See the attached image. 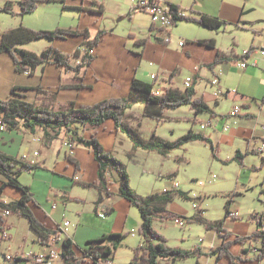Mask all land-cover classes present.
<instances>
[{
    "label": "crops",
    "instance_id": "crops-1",
    "mask_svg": "<svg viewBox=\"0 0 264 264\" xmlns=\"http://www.w3.org/2000/svg\"><path fill=\"white\" fill-rule=\"evenodd\" d=\"M17 1L19 5L20 0ZM77 1L81 4L80 9H82L83 14L90 12L94 15L98 14L99 16H103L109 8L105 5V1L104 4L101 5L104 12L97 13L95 11H97L98 8L93 7V4H95L94 0ZM158 1L166 5L180 6L192 16L195 12H199L218 17L226 21L228 25L216 30L204 28L209 31V34L198 33L199 36L184 37L185 39L180 38L181 40L178 41L173 31H171V41L167 44L159 41L163 40V38L160 37L157 30L149 29V34L145 37L151 39L149 43L138 45V40L135 38L136 42L133 57H131V62L129 64L125 63L123 65V71L126 75L120 80L116 76V69L118 70V74L122 70V66L118 65L115 56L118 49L117 37L106 32L107 34L105 33L99 45L93 50L95 59L90 66L83 69L80 73L64 70L62 67L56 65H42L38 67L33 74H22L16 72L13 64V70H15L18 76L16 75L17 77L4 85L5 88L10 89L9 97L14 87H28L34 90L19 91L27 101H29L30 96L34 94V102H29L34 103L36 106L51 110H55L56 108L65 110L71 104L79 108L85 105H94L106 99L127 97L130 94L131 83L135 77L152 84L151 76L156 75L157 83H161V89L164 90L169 87L184 90L186 89L184 86L186 79L188 77H193L192 87L195 88L198 96L203 97L205 102L215 111L217 117H213L206 112L196 114L195 110L189 106L187 112L193 115L192 122H190L191 130L199 134H204L211 140H215L219 148L223 143L229 144L235 147L237 152L242 151L241 148H239L240 145H245L246 149L244 152H246L248 157L253 151L256 153L253 155H264V56L260 54L261 50H264V18H253L255 8L243 0ZM86 2L87 4L84 6ZM66 7L67 4L65 5V8ZM77 9L79 8L77 7ZM18 10L20 11V6ZM34 23L32 19L28 21L24 19V24L30 28L38 27L35 26ZM229 26L234 27L235 30L239 32H249L251 36H253L251 43H253V45L255 43L257 48L252 53L251 59L256 65H248L246 69H242L237 63L235 64V62L223 63L217 66L213 71L202 67L203 65L212 63L216 59L218 51L225 55L235 57L243 55L248 50V48H245L243 52L238 53V46L236 43H234V46L231 48H222L220 46L219 39L222 37L220 34H225ZM199 27L203 28L201 26ZM85 29L90 30V28ZM70 39H76L77 43L72 45L71 50H69L70 52H65L59 46L63 54L73 55L77 50L81 49V51H83V49H85L84 44L86 43V39L84 37H69L64 41ZM196 39H213L216 42V48H209L194 43L193 40ZM182 40L185 42L183 46H180L179 43ZM258 47H260V49ZM21 49L26 50L25 48ZM123 52L124 51L120 52L121 56ZM5 54L7 53H0V60L1 56ZM74 63L75 61H73V64ZM127 66L129 67L126 68ZM149 71L152 72L149 74ZM236 72L238 73L236 74ZM139 73L140 77L138 76ZM213 76H217L220 79V88L222 90L237 91V95L231 96L226 100H230V103L233 105L232 109L236 105L243 107L242 115L238 119L233 120L229 117V113L232 109L228 114H222L218 111L222 100H217L214 97L215 88L210 84ZM203 81H207V85L205 90L201 91L200 86ZM79 84H82L83 87L60 88L61 86ZM38 87L41 88L40 91L36 90ZM184 119L177 118V121ZM186 119L191 121L189 118ZM207 122L211 123V127L202 129L199 126ZM233 123H236V125ZM226 124L231 125V129L229 130H232V133L229 135H225V132L229 131H224V126ZM247 126L250 128L247 129ZM74 128L79 132V135L83 136L85 139H90L92 136H95L106 151L114 153L115 156L126 165L128 162L140 164V156H144L145 154V150L137 149L134 156L130 158V152L133 150L134 144L131 139L126 137L127 135L124 132L116 128V124L113 120H108L103 126L95 130L80 124L76 125ZM203 130H207V132L203 133ZM69 136H71L70 132H61V136L58 139L46 145L44 141L40 143L33 141L36 137H43V133L40 131L32 134L23 126H20L18 130H9L7 127H2L0 125V152L9 157L18 159L26 156L25 162L37 164L39 166L38 169L32 172H26L20 177V183L28 187L33 196V202L30 203V207L36 218L43 223L49 231H55L58 226L64 225L65 222L69 223V226L64 227L59 233L58 241L55 242L52 238L43 241L31 228L29 222H24V217H17V219H20V236L16 239L18 242L17 248L12 252L13 248L5 246V252L3 251V242L7 240L0 241V249L2 248L0 263L4 264V261L1 262L4 255L13 254L24 256V260L16 264H37L31 259L27 260L26 255L32 253L46 255L53 250L59 254V258L52 260L51 264H64L61 253L62 242L65 239L72 240L74 251L80 255L87 249L89 241L101 238L104 235L112 233H130L136 238V234L139 232L142 225V219L140 213L137 215V212H139L138 209L130 205L128 201L120 196L119 175L116 172L110 174L109 190L112 195L100 202L98 190L94 186H91L95 185L98 180L99 166L95 155L84 146H75L71 156L78 164L71 162L69 160V149L64 145V142ZM127 139L130 141H127ZM258 143H261V145ZM35 153H38V156H35ZM247 156L245 161L247 160ZM25 176H29L26 181L24 180ZM7 183V178L0 173V188ZM132 188L136 193L148 196L160 194L164 189L174 190V185L170 188H164L162 191L153 192L148 195L142 194L134 187ZM22 196V192L15 190V188L9 185L5 186L3 199L6 203L20 200ZM233 203H237V200L232 199V204ZM103 209L109 213L104 219L99 217ZM167 209L183 217H191L196 214V212H182L176 207L175 199L168 205ZM231 209L232 208H230V211H232ZM255 214H259L258 217L261 215L264 217V210ZM14 216L16 215L8 217V234L10 235L9 242L11 243H13L15 239L14 233L19 224H17V219H13ZM204 216L210 219L208 214L205 213ZM169 222L171 221L164 223L160 220H155L153 226L156 231L163 234L164 231L161 233L159 229H166V227L169 226L168 224H170ZM241 223L242 221L233 220L231 218L225 220L224 229L230 234V240H234L237 237H247L253 232L258 231L257 218L247 221L245 228H241ZM200 226L204 228L203 233L205 234L203 240L201 238L202 241H197L196 239L194 242L190 243L189 239L192 238V236L185 238L183 235L182 238L172 240L168 239L166 234L163 235L167 237L169 247H179L184 250L200 248L204 252L209 253L213 248L221 244L219 232L216 230H207L203 225ZM127 239L128 237L123 241L119 249L127 245ZM142 242L143 237L139 234L135 246H132L131 249L142 244ZM230 251L233 255L243 254L244 251L249 252L250 244L249 242L244 244L236 243L230 248ZM244 256L251 258L255 255L249 252ZM132 257L133 252L132 255H130L129 264ZM262 262H244L241 264H262ZM110 263L121 264L119 260V251L116 258ZM86 264L95 263L89 261ZM172 264L232 263L228 258L218 260L215 256H208L199 259L193 258L187 261H178Z\"/></svg>",
    "mask_w": 264,
    "mask_h": 264
},
{
    "label": "trees",
    "instance_id": "trees-1",
    "mask_svg": "<svg viewBox=\"0 0 264 264\" xmlns=\"http://www.w3.org/2000/svg\"><path fill=\"white\" fill-rule=\"evenodd\" d=\"M48 1L50 0H20L19 15L22 17L27 14H33L42 3ZM94 3L99 6L95 12L103 13V8H101L102 4L96 3V0H94ZM13 5L14 3L7 2L4 7H0V12L16 15ZM168 6L171 9V13L174 15V26H177L178 23L182 21L194 23L209 30H216L228 25L226 21L218 17L199 12H195L194 14L196 15L193 14V16H179V12L187 11H184V9L177 5ZM151 30H154L153 27ZM105 33V31L99 30L92 39L89 29L57 28L52 31H47L34 30L21 25L3 35L0 31V53H7L12 58L17 73L33 74L37 68L42 65H56L62 67L64 70L80 73L83 69L90 66L95 59L93 50L99 45ZM79 36L86 39V43L84 44L85 49H83V51L79 49L73 55H65L58 48L53 46L46 49L41 56L33 52L18 49V46L27 45L44 38L54 41L67 40L69 37ZM150 41L151 39L148 37L143 40H138L137 44L145 45ZM159 41L167 44L164 40ZM193 42L209 48H216V42L213 39H196ZM255 50L256 48L252 45L245 54L235 57L225 55L218 51L216 59L212 63L203 65L202 67L213 71L217 66L223 63H238L240 60L248 59ZM16 51L19 52L16 53ZM73 61H77V64L74 65ZM77 87H83V85L61 86L60 88ZM40 89V87L36 88L37 91H40ZM29 90L34 89L28 87H14L11 91V96L7 100H0L1 122L6 125L9 130H18L20 126H23L32 134L38 131L42 132V141H44L46 145L58 139L61 136V132H70L71 136H69L67 140L72 149L75 148V146L81 145L92 151L95 155L99 166L98 180L95 185L91 186H94L98 190L100 202L112 195L109 190L110 174L116 172L119 175L120 196L128 201L130 205L138 209L142 219L139 234L143 237V242L133 249V257L130 264H172L178 261H187L193 258L199 259L208 256H215L218 260L228 258L232 264L255 261L262 262L264 260V232L258 233V231H256L247 237H237L234 240L229 239L230 234L224 229V223L231 213L229 207L231 202L226 205V216L223 220L211 221L204 216V211L201 209L189 218L174 214L168 211L167 207L174 201L176 196L187 201H195L197 198L191 197L189 194L179 190L148 196H142L136 193L131 186L127 165L116 157L114 153L106 151L95 136H92L90 139H85L83 136H80L79 132L74 128L76 125L80 124L95 130L103 126L108 120H113L116 124V128L127 134L134 144V148L130 152V158L134 156L137 149L157 152L163 156H167L172 151L193 142H205L209 144L214 157H217V147L213 140L204 134L189 130V132L175 141L165 140L155 134H153L150 140H144L137 130L132 129L125 123L127 110L136 103H142L144 105L143 116L145 118L154 119L159 122L165 120V113L167 110H176L184 106H190L195 110L196 114L206 112L213 117H217L215 111L205 102L203 97L198 96L194 87L184 90L169 87L165 89L163 95L156 96L153 93V83H147L135 77L132 80L131 91L127 97L106 99L94 105H85L79 108L71 104L67 109L58 111L38 107L34 103L27 101L23 94L19 93V91ZM250 154L256 153L253 151ZM258 155L261 157V167L263 168L264 156L262 154ZM246 156V153L244 154L242 151H237L233 160L243 166ZM69 160L78 164L71 155H69ZM38 168L39 166L37 164L28 163L18 158H12L0 152V173L8 180V183L0 188V211L7 210L11 215L26 218L31 228L43 241H46L48 238H53L57 232L49 231L46 226L36 218L30 207V203L33 202V196L29 188L20 183V177L24 173L32 172ZM6 185L22 192V198L17 201L6 203L3 199ZM85 185L88 186L87 184ZM178 218L186 220L188 224H200L205 226L207 230L218 231L221 244L213 248L209 253L204 252L200 248L184 250L179 247H169L168 240L155 230L153 223L155 220L166 222ZM253 218H257L258 227L264 225V217L262 215L258 217L257 214H253L250 216V220ZM8 230V219L0 215V234ZM127 237L128 233L104 235L101 238L89 241L87 249L80 255L74 251L72 240L65 239L62 242L61 253L63 263L86 264L92 261L95 264H99L100 262L113 261L117 251ZM0 240H2L1 237ZM249 241L260 242L262 247L259 254H254L255 256L249 258L244 255L249 252L251 253V251H244L243 254L240 255H233L231 253L230 248L234 244H244ZM22 260L24 259L19 257L13 264L19 263Z\"/></svg>",
    "mask_w": 264,
    "mask_h": 264
},
{
    "label": "rangeland",
    "instance_id": "rangeland-1",
    "mask_svg": "<svg viewBox=\"0 0 264 264\" xmlns=\"http://www.w3.org/2000/svg\"><path fill=\"white\" fill-rule=\"evenodd\" d=\"M243 1L248 2L255 8L253 18H264V0ZM7 2L14 3L13 9L16 15L0 12V30L2 35L21 25L28 27L24 24V19L25 21L32 19V21L35 22L34 25L38 27L28 28L34 30L52 31L57 28H90L92 39L95 37L98 30L116 36L118 49L115 56L118 65L122 66V70L119 74L116 69V76L119 80L123 79L126 75L123 71V65L125 63L129 64L131 62V57H133L136 42L135 38L137 40L144 39L148 36L149 29L152 27L153 29L155 28L151 17L147 13L136 11L138 9L135 7L136 3L133 0H106L105 5L109 8L103 16H99L98 14L94 15L90 12L83 14L82 9H80L81 4L77 0H51L48 1V3L41 4L34 14H27V16H22L23 18L19 15L20 12L18 10L19 5L17 0H0V7H4ZM66 4L67 7L65 8ZM86 4L87 2L84 3V6H86ZM77 7L79 9H77ZM93 7L99 8L96 4H93ZM184 13L189 15L187 12ZM172 31L177 41L181 40L180 38L185 39L184 37L199 36L198 33L209 34L208 30L185 21L179 22L177 27L174 26L172 28ZM220 35H222L219 39L220 46L222 48H231L234 46V43H236L238 46V53L243 52L245 48L249 49L253 45V43H251L253 36H251L249 32H239L231 26L227 28L225 34L221 33ZM76 43V39L53 41L44 38L31 42L25 46H18V49L21 50V48H25L41 56L42 53L51 46L58 49L60 46L65 52H70L69 50H71L72 45ZM254 47L257 48L255 43ZM258 48L260 49V47ZM121 51H124L122 56L120 54ZM18 52L19 51H16V53ZM76 64L77 61H75L74 65ZM128 67L129 66L126 68ZM151 72L152 71H149V74ZM237 73L238 72H236V74ZM16 75L15 70H13L12 58L8 54L1 56L0 100H6L9 97L10 89L5 88L4 85L18 76ZM138 76L140 77V73ZM160 84L161 83L154 82L153 89L159 88ZM206 85L207 81H203L200 90L204 91ZM33 95L34 94L29 98L31 102H34ZM188 107L189 106H184V108L181 107L176 110H167L165 113V120L159 122L154 119L145 118L143 116L144 105L142 103H136L127 110L125 121L132 129L137 130L144 140H150L153 134H155L158 137L161 136L163 139L165 138V140L175 141L191 130L190 122H192L193 115L187 112L189 110ZM232 107L233 105L230 103V100L224 99L220 102L218 111L222 114H228ZM55 110L58 111L61 109L56 108ZM177 118H189L191 121L187 119L177 121ZM199 126L201 127V124ZM246 128L248 129L250 127L247 126ZM202 132L206 133L207 130H203ZM230 133H232V130L225 132V135H229ZM126 137L130 139L128 135ZM128 139L127 141H130ZM213 142L217 147V157H214L211 146L205 142L187 144L180 149L172 151L167 156H163L156 152H146L145 150L144 156H140V164L129 162L127 164L128 172L131 176V186L139 190L142 194L148 195L153 192L162 191L164 188H170L175 183H179V191L185 192L193 197L195 196L197 200L187 201L176 196V207L182 212H197V210L193 208V203H197L200 209L204 211V215L205 213L208 214L209 218L214 221L223 220L225 218L226 205L231 202L229 206L232 208L231 212H239L240 217L237 219L242 221L241 228H245L246 222L250 221L251 215L260 213L264 210V167H261L262 160L258 154H250L249 157L247 156V160L242 166L233 160L236 152L235 147L223 143L219 148L217 142L215 140H213ZM258 144L261 145V143ZM239 148H241L243 152L246 149L245 145H240ZM245 153L246 152H244V154ZM214 176L216 177L215 179L213 178ZM28 178L29 176H25L24 180L26 181ZM200 183H202V185H200ZM232 199L237 200V203L232 204ZM137 213L136 214L139 215V212ZM17 217L20 218V216H14L13 219H17ZM170 221L166 229H159L161 233L164 231L163 234H166L168 239L175 240L182 238L183 235L185 238L192 236V238L189 239V242L192 243L196 239L197 241H201V238L203 240L205 237L203 233L204 228H202L200 224L187 223V226L181 229L174 224L173 220ZM24 222L28 223L26 218H24ZM17 224L13 243L9 242L10 235L9 239L3 242V251L5 252V246L13 248L12 252L17 248L18 242L16 239L20 236V219H17ZM138 233L136 234V238L129 233L126 241L127 245L118 250L121 264H129L130 255H132L133 252L131 247L135 246L139 236ZM165 238L167 239V237ZM0 250L1 258L2 248ZM2 261L5 263L4 256L1 262ZM262 264H264V261Z\"/></svg>",
    "mask_w": 264,
    "mask_h": 264
},
{
    "label": "built area",
    "instance_id": "built-area-1",
    "mask_svg": "<svg viewBox=\"0 0 264 264\" xmlns=\"http://www.w3.org/2000/svg\"><path fill=\"white\" fill-rule=\"evenodd\" d=\"M106 0H96V3L98 4H103ZM136 3V8L139 11H143L145 13H147L153 22V26L155 27V31L157 30L158 33L160 34V37L163 38V40L166 43H169L171 41L170 39V32L172 31V28L174 27V15L171 13V9L168 5L161 3L160 1H156V0H133ZM179 16H186V14L184 12H179ZM180 46L184 45V42L181 41L179 43ZM247 52V51H246ZM245 52V53H246ZM244 53V54H245ZM261 56H264V50H261L260 52ZM252 55V54H251ZM251 55L249 56L248 59L246 60H240L237 64L240 68L242 69H246L248 67V65H256V63L251 59ZM28 74V73H27ZM151 80L153 82H157V77L156 75H152L151 76ZM193 84V77H188L184 83L185 88H190L192 87ZM211 86L215 88L214 91V97L217 100H224V99H228L231 96L237 95V91L236 90H222L220 88V79L217 76H213L210 82ZM165 92L164 89H161V86H159V88L154 89L153 93L156 96H161L163 95ZM242 111H243V107L240 105H236L231 112L229 113V117L233 120L238 119L241 115H242ZM236 125V123H233ZM0 125L2 127H6V125H4L1 120H0ZM208 127H211V123L207 122L204 124H201V128L202 129H206ZM229 129H231V125H225L224 126V131H228ZM264 129V127H263ZM34 142L40 143L42 141L41 137H36L33 139ZM68 149H69V155H71L73 153L72 147L70 145V143L68 142V140L65 142L64 144ZM35 156H38V153H35ZM26 156L20 158L21 160L25 161L26 160ZM214 179L216 178L215 176L213 177ZM200 185H202V183H200ZM180 188V184L179 183H175L174 184V190L177 191ZM168 191H172V189H164L163 192H168ZM194 198H196L194 196ZM193 208L195 210H200V206L197 203H193ZM0 215H2L5 218H8L11 216V213L9 211H5V210H1L0 211ZM108 215V212L106 210H102L101 214H99V217L104 219L106 218V216ZM240 217V214L238 211L235 212H231L229 215V218L231 219H237ZM174 224L177 225L178 227L185 228L187 226V221L182 219V218H178L173 220ZM69 223L65 222L64 225H60L56 228V232L59 234L64 227H68ZM264 232V225H262L261 227L258 228V233H263ZM0 237L2 240H8L9 239V234L8 231H5V233L0 234ZM55 242L59 240L58 237H54L53 239ZM202 241V240H201ZM250 244V251L253 254H259L260 249H261V244L260 242H256V241H249ZM24 258L23 255H13V254H6L4 255V259H5V264H13L16 262L17 258ZM59 258V254L56 253L55 251L51 250L49 252V254L46 255H42V254H27L26 255V259H31L34 263H43V264H51L52 260L58 259ZM109 262H100L99 264H112Z\"/></svg>",
    "mask_w": 264,
    "mask_h": 264
},
{
    "label": "bare ground",
    "instance_id": "bare-ground-1",
    "mask_svg": "<svg viewBox=\"0 0 264 264\" xmlns=\"http://www.w3.org/2000/svg\"><path fill=\"white\" fill-rule=\"evenodd\" d=\"M66 142V141H65ZM65 142H64V144H65ZM73 150V149H72ZM54 237H58L59 238V234L57 233L55 236H53V238L52 239H54Z\"/></svg>",
    "mask_w": 264,
    "mask_h": 264
}]
</instances>
